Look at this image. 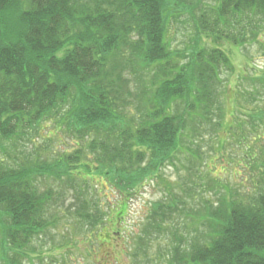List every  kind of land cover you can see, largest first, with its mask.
<instances>
[{
	"label": "trees",
	"instance_id": "16d2710c",
	"mask_svg": "<svg viewBox=\"0 0 264 264\" xmlns=\"http://www.w3.org/2000/svg\"><path fill=\"white\" fill-rule=\"evenodd\" d=\"M180 20H193L197 34L212 42L193 46L183 58L171 37ZM262 30L264 0H0V261L32 258L26 247L59 223L52 207L69 196L64 190L71 192L74 219L95 237L91 251L107 247L109 235L99 238L105 222L126 219L139 181L185 153L194 123L225 128L216 120L223 117L222 74L235 66L221 43L244 48L261 42ZM254 79L264 86V72ZM253 113L256 131L264 126V110ZM53 130L55 139L68 136L77 147L76 140H89L98 157L89 159L83 147L49 163L15 154ZM254 141L260 153L250 146L258 177L251 200L227 193L214 206L207 199L198 222L206 230L198 229L186 248L178 241L171 264H264V134ZM78 165L86 169L79 175ZM89 175L115 187L119 198L111 211L97 196L103 182ZM51 177L55 190L44 184ZM167 204L154 207L170 224L177 208Z\"/></svg>",
	"mask_w": 264,
	"mask_h": 264
},
{
	"label": "rangeland",
	"instance_id": "374dc122",
	"mask_svg": "<svg viewBox=\"0 0 264 264\" xmlns=\"http://www.w3.org/2000/svg\"><path fill=\"white\" fill-rule=\"evenodd\" d=\"M199 1L192 0L195 4ZM216 1L205 0L210 4ZM197 33L193 20L187 22L180 20L172 26L173 46L183 54V58H186L184 55L193 46L212 42L211 38L208 39L205 35ZM260 38L261 42H249L244 48H238L236 43H221L236 71H224L222 74L223 83L220 91L223 117H218L216 120L222 119L225 128L216 130L213 121L206 124L197 121L194 123L191 131L192 139L187 137L192 141L182 148L185 153L178 154L174 161L166 163L159 175L157 172H150L139 181L137 190L130 200L126 219L115 226V219L105 222L103 227L106 230L103 235H99V238L109 235L107 247L98 251L95 247V253L91 251L94 248L92 245L95 237L91 235L84 222L79 223L74 219L71 207L73 198H69L71 192L64 190L69 196L65 194L58 207L55 208V205L52 207L53 214L59 216V223L55 224L43 239H33L27 245L26 252H30L32 258L23 260L22 264H171L169 259L175 255V246L186 248L187 240L196 235L198 229L202 232L206 230L204 223L198 222L204 218L201 215L206 213L204 204L207 203V199L212 200L214 206L218 205L219 198L225 197L227 193L230 199H240L244 202L251 200L250 197L258 188L256 183L258 177L256 170L255 174L251 170L252 160L248 155L252 144L254 153H260L257 149L258 141H254V137L264 134V126L256 132L251 121V116H256L253 112L264 110V86L258 81L253 83L254 77L264 72V30L260 33ZM134 88L135 86L132 87ZM45 129L40 132L46 133L50 128ZM76 142L79 147L68 136L63 137L62 134L57 135L55 139V130H53L46 139L35 135L33 141L24 143L15 154L22 157L29 153L30 158L35 156L33 160L39 158L49 163L55 161V157L62 155V151L74 152L77 148L83 147L86 149L84 154L89 159L95 160L98 157V151L88 149L89 140L82 142L76 140ZM191 152H194L193 156ZM142 166H148V161L146 160ZM85 170V167L78 165L73 172L79 175V172ZM84 176H87V172ZM89 176L103 182V189L97 196L104 198L107 209L111 208L119 198L115 187L110 186L109 181L97 175ZM67 179L66 177L64 181L67 182ZM44 184H50L54 190L57 188L54 177L45 180ZM203 184L206 185L203 187ZM63 189L67 187L62 184ZM99 189L97 188L96 191L98 192ZM178 198L179 200L172 201ZM163 201L170 203L167 206L173 205L177 208L170 224L162 222L159 215L156 216L154 206ZM184 212L193 217H185L182 214ZM155 223L161 227L160 231L156 229ZM150 224L155 227L152 228ZM147 231L151 232L148 236ZM182 236L184 240L180 239ZM65 242H68L67 248L62 246ZM1 248L0 245V250ZM51 255L55 256L53 260L50 259ZM0 264L3 262L0 261Z\"/></svg>",
	"mask_w": 264,
	"mask_h": 264
}]
</instances>
